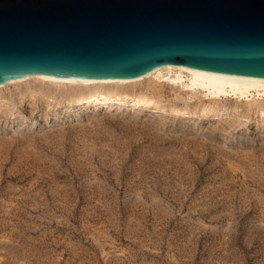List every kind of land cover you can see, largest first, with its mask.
<instances>
[{"label": "rangeland", "instance_id": "rangeland-1", "mask_svg": "<svg viewBox=\"0 0 264 264\" xmlns=\"http://www.w3.org/2000/svg\"><path fill=\"white\" fill-rule=\"evenodd\" d=\"M114 89H0V264H264V97Z\"/></svg>", "mask_w": 264, "mask_h": 264}, {"label": "water", "instance_id": "water-1", "mask_svg": "<svg viewBox=\"0 0 264 264\" xmlns=\"http://www.w3.org/2000/svg\"><path fill=\"white\" fill-rule=\"evenodd\" d=\"M162 66L264 78V0H0V83Z\"/></svg>", "mask_w": 264, "mask_h": 264}, {"label": "bare ground", "instance_id": "bare-ground-1", "mask_svg": "<svg viewBox=\"0 0 264 264\" xmlns=\"http://www.w3.org/2000/svg\"><path fill=\"white\" fill-rule=\"evenodd\" d=\"M150 79L158 81L164 80L168 83H172L173 85L180 84L187 91L206 94L205 96L209 99L235 98L247 100L250 97H264V78L216 74L211 72L188 70L180 66H162L156 68L146 76L135 79H117L99 82L32 76L25 80H10V82L7 83H0V89L12 84H21L30 80H40L59 86L69 87V89L73 90L76 88L84 89V92H82L83 94L78 97V99L73 101L81 105L83 109H88L94 105H108L112 102L124 103L128 102L130 99L131 104L133 103L134 106L151 107L155 106V101H149L140 97L132 98L126 94L121 95L118 93V90L114 89L115 87L137 84ZM85 90L91 91L86 93Z\"/></svg>", "mask_w": 264, "mask_h": 264}]
</instances>
